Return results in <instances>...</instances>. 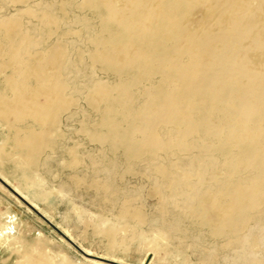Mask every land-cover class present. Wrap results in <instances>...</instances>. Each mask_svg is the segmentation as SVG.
Masks as SVG:
<instances>
[{"label":"bare ground","instance_id":"bare-ground-1","mask_svg":"<svg viewBox=\"0 0 264 264\" xmlns=\"http://www.w3.org/2000/svg\"><path fill=\"white\" fill-rule=\"evenodd\" d=\"M42 2L14 0L24 6L14 13L36 18L39 29L23 26L18 14L0 15V52L12 68L1 81L0 117L10 125L30 118L42 127L77 107L68 72L78 68L65 38L79 33L62 29L64 17L52 8H35ZM71 7L98 17L96 27L76 18L92 65L114 78H89L85 97L98 120H83V129L115 155L121 151L126 171L141 164L155 176L158 234L193 217L240 246L247 264H264L255 255L264 225V0H67L59 10ZM25 140L46 143L34 131ZM178 207L184 212L171 211ZM22 257L18 264H68L48 254Z\"/></svg>","mask_w":264,"mask_h":264},{"label":"rangeland","instance_id":"rangeland-1","mask_svg":"<svg viewBox=\"0 0 264 264\" xmlns=\"http://www.w3.org/2000/svg\"><path fill=\"white\" fill-rule=\"evenodd\" d=\"M63 1L67 0H43L35 8H52L64 17L62 29L71 26L79 33L65 38L69 57L78 68L68 72L71 86L79 89L73 116L57 114L42 127L30 118L10 125L0 117V148L9 156L15 152L13 134L25 136L34 131L44 133L46 137L40 154L33 159L38 161V180L42 181L48 197L36 196L34 207L51 223L0 181V264H18L24 254H48L62 258L68 264H118L111 261L126 264H247L241 256L240 246L227 245L225 239L215 238L208 226L201 225L193 217L181 222L183 228L163 231L159 235L160 205L155 176L142 171L141 164H137L132 172L126 171L121 151L115 155L86 134L83 120L91 123L98 120V112L85 97L89 78L94 76L109 81L114 78L98 64L92 65L87 55L90 44L85 37L86 28L76 18L86 16L96 27L98 17L90 10L75 7L63 14L59 10ZM23 7L14 0H0L3 12L0 15L18 14L23 26L39 29L40 22L36 18L14 13ZM35 36L45 44L43 31L37 30ZM4 43V33L0 32V44ZM79 50L83 52L82 58L78 56ZM0 53L1 92V81L12 73V68L6 63L4 50ZM96 182L108 187L99 188ZM37 185L33 189H24L38 191ZM29 198L33 197L27 199L31 202ZM125 211L129 215L123 217ZM171 211L184 212L180 207ZM171 211L168 219L172 218ZM136 212L144 215L143 222L133 219ZM251 226L254 228L255 225ZM141 236H144L145 244ZM255 255L264 256V225Z\"/></svg>","mask_w":264,"mask_h":264},{"label":"crops","instance_id":"crops-1","mask_svg":"<svg viewBox=\"0 0 264 264\" xmlns=\"http://www.w3.org/2000/svg\"><path fill=\"white\" fill-rule=\"evenodd\" d=\"M13 137L16 144L12 146L15 149L12 155L9 156L6 151L0 148V178L26 199L32 196L33 198H29L31 200L30 203L36 205L34 199L36 196L48 197V192L44 190L42 181L38 180V161L33 159V156L40 154L43 146L37 147L31 145L21 133H15ZM36 185L39 186L36 188L39 189L38 191L34 189L31 192L24 189L26 187L33 189Z\"/></svg>","mask_w":264,"mask_h":264},{"label":"water","instance_id":"water-1","mask_svg":"<svg viewBox=\"0 0 264 264\" xmlns=\"http://www.w3.org/2000/svg\"><path fill=\"white\" fill-rule=\"evenodd\" d=\"M0 181L7 187L9 188L13 193H15L17 195V197L19 199H21L25 204H27L31 209L37 211V209L34 207V205L32 203H30L29 201H27V199L25 197H23L19 192H17L13 187H11L7 182H5L2 178H0ZM41 217H43L46 221H48L49 223H51L49 221V219L47 217H45L42 213H40L39 211H37ZM68 240L71 241V239L68 238ZM73 243V241H71ZM87 255H89V253H85ZM97 258H100V259H103V260H107V261H111L109 259H104L102 257H97ZM111 262H116L118 264H126V263H121V262H118V261H111Z\"/></svg>","mask_w":264,"mask_h":264}]
</instances>
